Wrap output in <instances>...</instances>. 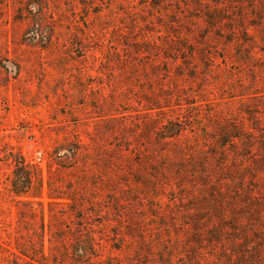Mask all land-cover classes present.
<instances>
[{
  "label": "rangeland",
  "instance_id": "obj_1",
  "mask_svg": "<svg viewBox=\"0 0 264 264\" xmlns=\"http://www.w3.org/2000/svg\"><path fill=\"white\" fill-rule=\"evenodd\" d=\"M225 125L257 141L236 182L197 167ZM18 155L40 179L20 197ZM249 192L264 198V0H0V264H214L233 249L206 241L212 198L228 218Z\"/></svg>",
  "mask_w": 264,
  "mask_h": 264
},
{
  "label": "trees",
  "instance_id": "obj_2",
  "mask_svg": "<svg viewBox=\"0 0 264 264\" xmlns=\"http://www.w3.org/2000/svg\"><path fill=\"white\" fill-rule=\"evenodd\" d=\"M190 57H192V53H190ZM170 59L173 63L176 62V58ZM183 132L184 128H182L180 121H169L158 131V138L160 141L169 142L177 140ZM233 132L234 130H231L229 125L223 126L216 132L218 139H224L220 145L221 148L218 149L220 152L215 156L218 164L211 168L208 165L210 156H200L197 158V167L203 170L200 177L225 178L235 180L236 182L237 178H241V175L245 173L247 168H245L244 163L249 160L248 157L254 151V145L257 141L251 135L242 138L243 136H235ZM230 143H233L232 145H240V147L234 148L235 154L232 159H230L232 156L227 154L226 149V146ZM37 173L35 167L26 164L24 159L18 155L15 160L13 178L10 181L11 192L14 196H24L29 193L35 183L39 184L40 179ZM239 188L240 184L238 183V186H235V190L238 192ZM218 194L221 195L222 193L218 192ZM217 195L213 196L212 203L220 209V214L217 213L216 215L215 213L214 216L221 224L219 228L209 232V239H206V241L213 248L226 241L230 243L233 251H227L224 259L216 260L214 264H222L223 261L226 264H264V231L261 229V223L264 220V198H259L252 194V192L246 193L242 197L229 198L226 200L229 201V216L226 218L224 216L223 197ZM16 249H19L18 246ZM6 252L8 251L6 250ZM19 254H22V252H19ZM12 255L16 259L19 258L14 254ZM232 256H235V260H231ZM26 264L31 263L26 262Z\"/></svg>",
  "mask_w": 264,
  "mask_h": 264
}]
</instances>
